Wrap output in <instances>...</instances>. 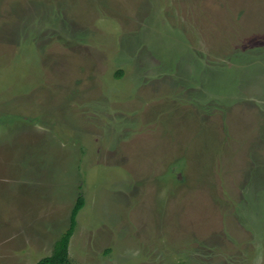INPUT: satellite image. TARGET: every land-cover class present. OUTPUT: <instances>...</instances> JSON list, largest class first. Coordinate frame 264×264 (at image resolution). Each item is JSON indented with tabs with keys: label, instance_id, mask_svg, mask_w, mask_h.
Here are the masks:
<instances>
[{
	"label": "rangeland",
	"instance_id": "374dc122",
	"mask_svg": "<svg viewBox=\"0 0 264 264\" xmlns=\"http://www.w3.org/2000/svg\"><path fill=\"white\" fill-rule=\"evenodd\" d=\"M78 197L72 264H264V0H0V224Z\"/></svg>",
	"mask_w": 264,
	"mask_h": 264
},
{
	"label": "crops",
	"instance_id": "0c3cea01",
	"mask_svg": "<svg viewBox=\"0 0 264 264\" xmlns=\"http://www.w3.org/2000/svg\"><path fill=\"white\" fill-rule=\"evenodd\" d=\"M39 224L40 222L38 216L36 215L35 208H32L29 213H22L21 216L15 217V220H10L8 223L0 224V264H16L21 260L26 259L25 257L40 254L38 255V260H34L32 263H30L36 264L39 260L48 257L52 254L55 243L61 239V237L69 228V225L66 229H63L64 227L59 226L56 230L57 234L55 238L47 241V243L45 244L38 230ZM7 239L21 240V242H19V246L12 247L9 249H3L4 242ZM41 252L44 254H41ZM9 257H11V259H8ZM68 259L69 261L71 260V252H68Z\"/></svg>",
	"mask_w": 264,
	"mask_h": 264
},
{
	"label": "trees",
	"instance_id": "16d2710c",
	"mask_svg": "<svg viewBox=\"0 0 264 264\" xmlns=\"http://www.w3.org/2000/svg\"><path fill=\"white\" fill-rule=\"evenodd\" d=\"M83 206V199L78 197L71 211L68 230L64 233L61 239L55 243L52 254L39 260L36 264H72L68 259V243L75 227L76 215Z\"/></svg>",
	"mask_w": 264,
	"mask_h": 264
}]
</instances>
